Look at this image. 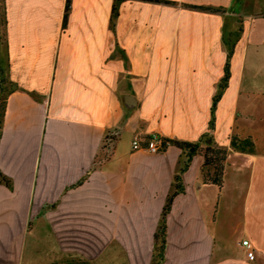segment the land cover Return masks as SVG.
Wrapping results in <instances>:
<instances>
[{
    "label": "crops",
    "instance_id": "crops-1",
    "mask_svg": "<svg viewBox=\"0 0 264 264\" xmlns=\"http://www.w3.org/2000/svg\"><path fill=\"white\" fill-rule=\"evenodd\" d=\"M3 1L20 88L9 96L0 143V167L15 181L13 190L0 184V264L70 256L150 264L182 151L171 144L150 153L133 140L197 141L209 130L223 39L240 26L212 134L227 147L232 134L251 136L256 151H229L222 188L204 180L202 157H193L168 214L164 264H264V0H126L115 34L114 0H72L66 27V0ZM114 128L112 156L101 160Z\"/></svg>",
    "mask_w": 264,
    "mask_h": 264
},
{
    "label": "trees",
    "instance_id": "trees-1",
    "mask_svg": "<svg viewBox=\"0 0 264 264\" xmlns=\"http://www.w3.org/2000/svg\"><path fill=\"white\" fill-rule=\"evenodd\" d=\"M126 0H114L113 9L111 13V28L115 34L117 32V22L119 13H121V4ZM146 2H161L165 4L173 3L169 0H142ZM1 19H0V143L3 133V125L5 121L6 107L8 106L9 96L20 88V85L12 79L10 75V56H9V44L7 39V29L8 21L6 16V8L4 1H1ZM191 7L199 8L202 10L218 11L223 12L222 8L214 6H199L190 5ZM72 10V0H66V11L64 12V27L68 24L69 14ZM3 26V28H1ZM243 32V27L240 26L237 31L232 32L230 35L224 37L223 42L228 50L227 60L224 68V74L219 84L218 91L215 92L213 97V105L211 111V117L209 121V130L204 133L199 140L189 141V140H179L176 138L164 137L166 144L176 145L182 151V159L180 160L179 167L176 169L173 178V184L168 193L165 205L163 206L160 223L155 232V244L153 247V257L150 264H164L166 261V244H168L167 239V225H168V214L173 205L174 199L177 195L185 192V182L184 174L190 167L192 159L194 156L199 155L202 157V166L200 173L204 180L213 182L222 188L224 184V169H226V161L228 153L231 149L233 151L240 152H252L256 151L255 142L251 136L240 138L237 135H231V145L230 147L219 145L212 134V131L216 128V117L215 111H217V105L221 98L222 93L228 86L229 78L231 74V57L235 51V45L239 37ZM28 93L35 99H40V96L34 91H28ZM119 129L114 128L108 130L103 147H101L98 157L101 160H108L113 153V147L119 136ZM149 137H144L145 141ZM90 174V170L85 174V176L77 183L71 185L75 187L77 185H83ZM14 179L3 172L0 167V184L6 186L10 190L14 189ZM57 203V202H56ZM56 203L46 204L43 207V213L48 208H53ZM93 259L85 257L70 256L65 259L55 260L50 264H95Z\"/></svg>",
    "mask_w": 264,
    "mask_h": 264
},
{
    "label": "built area",
    "instance_id": "built-area-1",
    "mask_svg": "<svg viewBox=\"0 0 264 264\" xmlns=\"http://www.w3.org/2000/svg\"><path fill=\"white\" fill-rule=\"evenodd\" d=\"M133 144L137 149L146 150L150 153L156 154L163 152L168 147L164 140V137L157 133H154L152 136H150L146 140L145 144H142L141 140L137 136L134 138ZM242 244L244 245L246 256L249 261H254L256 258L254 244L248 238L243 239Z\"/></svg>",
    "mask_w": 264,
    "mask_h": 264
},
{
    "label": "water",
    "instance_id": "water-1",
    "mask_svg": "<svg viewBox=\"0 0 264 264\" xmlns=\"http://www.w3.org/2000/svg\"><path fill=\"white\" fill-rule=\"evenodd\" d=\"M124 100H125V104L128 106V107H133L135 106L136 104V99L134 96L132 95H126L124 97Z\"/></svg>",
    "mask_w": 264,
    "mask_h": 264
},
{
    "label": "rangeland",
    "instance_id": "rangeland-1",
    "mask_svg": "<svg viewBox=\"0 0 264 264\" xmlns=\"http://www.w3.org/2000/svg\"><path fill=\"white\" fill-rule=\"evenodd\" d=\"M1 10H2V4H1V0H0V19H1ZM1 28H3V26Z\"/></svg>",
    "mask_w": 264,
    "mask_h": 264
}]
</instances>
